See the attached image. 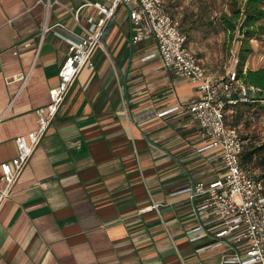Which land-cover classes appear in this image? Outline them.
I'll return each mask as SVG.
<instances>
[{"label":"crops","instance_id":"0c3cea01","mask_svg":"<svg viewBox=\"0 0 264 264\" xmlns=\"http://www.w3.org/2000/svg\"><path fill=\"white\" fill-rule=\"evenodd\" d=\"M58 1L49 25L82 36L72 13L84 1ZM45 13L40 0H0V166L16 156V139L38 128V109L49 105L68 55L52 32L40 41ZM93 13L81 10L83 24ZM131 34L119 8L102 39L109 59L96 50L94 68L79 75L0 213V264H222L228 254L212 240L213 212L187 194L225 174L187 110L199 98L196 85L157 54L143 60L155 44L134 48ZM252 43L245 70L256 71L264 46ZM237 106L249 107L229 112ZM242 120L231 125L243 140L242 164L261 180L264 131L242 133Z\"/></svg>","mask_w":264,"mask_h":264},{"label":"built area","instance_id":"2783aa9c","mask_svg":"<svg viewBox=\"0 0 264 264\" xmlns=\"http://www.w3.org/2000/svg\"><path fill=\"white\" fill-rule=\"evenodd\" d=\"M83 1L72 13V19L83 32L77 36L62 23L49 25L52 9L60 5L58 0H40L46 10L41 41L52 32L54 38L67 44L68 55L59 72V82L50 91L49 105L38 109V128L18 137L16 156L0 166L4 183L0 187V213L79 75L84 69L94 68L96 50L105 51L102 43L105 31L119 8H123L132 31L130 44L138 46L148 41L155 44V52L144 53L143 60L157 54L166 70L196 85L199 98L189 102L187 110L207 141L206 149L220 152L225 174L210 184L192 185L187 194L192 200L202 198L199 210H211L215 215L219 229L212 240L229 250L222 264H264V184L243 166L242 137L226 120L230 110L227 108L248 102L263 91L240 81L236 69L223 77L208 76L197 55L188 50L187 36L167 10L164 0H104L100 4ZM86 7L93 8L94 13L83 24L80 12ZM238 62L236 58L235 63ZM159 208L156 203L150 207L157 211Z\"/></svg>","mask_w":264,"mask_h":264},{"label":"rangeland","instance_id":"374dc122","mask_svg":"<svg viewBox=\"0 0 264 264\" xmlns=\"http://www.w3.org/2000/svg\"><path fill=\"white\" fill-rule=\"evenodd\" d=\"M248 1L249 0H164L167 10L180 23L182 31L187 36L188 50L196 54L197 57L204 62L206 73L211 78L223 77L228 72L234 69L237 70L238 63H235V59L237 58L239 60V53L241 47L245 46L244 44H249V48H251V45L255 44L252 43V40L257 39L260 46L259 48L264 46V29L255 28V30L250 31V27H247L244 29V32L246 30L249 34H246L245 37L247 41H244L243 37H240L238 34L239 27L243 20L234 22L236 25V31L234 33L228 31L221 21L223 15L232 16L234 9H240L242 14L245 13ZM259 5L264 9V0H261ZM45 19L46 13L44 24ZM259 22H263L264 24V19ZM259 22H257L254 27H256ZM69 27H71L72 30L76 28H74L72 24L69 25ZM135 47L137 46H134V48ZM106 51L108 53L106 57L109 59V55L111 54L108 50ZM135 52L138 57L143 53L142 51L138 52V49ZM251 53H248L247 58L250 57ZM104 56V52L99 51L95 62L98 64L99 60L101 61V58ZM111 66L114 70L115 68L112 63ZM262 97L263 96L260 95L257 98L260 100ZM244 104L249 107H242L241 113L238 112L240 106L236 107L233 114L228 112V125L234 126L235 122L242 118L243 120L239 128L242 133L246 131L245 129L263 132L264 102L260 100V102H248ZM235 116H237V118ZM259 177L264 181L263 176Z\"/></svg>","mask_w":264,"mask_h":264},{"label":"trees","instance_id":"16d2710c","mask_svg":"<svg viewBox=\"0 0 264 264\" xmlns=\"http://www.w3.org/2000/svg\"><path fill=\"white\" fill-rule=\"evenodd\" d=\"M259 3H261V0H249L245 13L242 14L240 9H236V10L234 9L232 16L223 15L221 17L222 23L224 24V26L226 27V29L228 31H231L232 33H234L236 31V25L234 24V22L243 20V18L246 17L245 29L247 27H253L257 22L264 19V9H262L260 7ZM242 15H243V17H242ZM246 34H249V32L247 33L245 30L244 35H243L244 41H247L246 37H245ZM244 45L245 46L241 47V50L239 53V62H238V66H237L238 79L240 81H242L247 86H252L256 89L263 91L262 92L263 94H261L263 96L264 95V66L262 68H260L259 70H256V71H253L250 69L245 70L247 55H248V53H251V48H249L250 46L247 43ZM260 100H262L264 102V96ZM260 100H259V98L256 97V98L251 99L248 102H260ZM248 102H240L238 104H241V103L244 104V103H248ZM244 105L247 106L246 104H244ZM227 109H230V108H227ZM237 116H235V117L237 118ZM227 117H228V115L226 116V120H227ZM261 149H264V146H262ZM262 163H264V162H262ZM262 182L264 184L263 180H262Z\"/></svg>","mask_w":264,"mask_h":264},{"label":"water","instance_id":"95a60500","mask_svg":"<svg viewBox=\"0 0 264 264\" xmlns=\"http://www.w3.org/2000/svg\"><path fill=\"white\" fill-rule=\"evenodd\" d=\"M245 25H246V17L243 18V21L239 27V31H238V34L240 37H243L244 35V29H245Z\"/></svg>","mask_w":264,"mask_h":264}]
</instances>
